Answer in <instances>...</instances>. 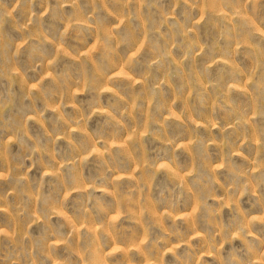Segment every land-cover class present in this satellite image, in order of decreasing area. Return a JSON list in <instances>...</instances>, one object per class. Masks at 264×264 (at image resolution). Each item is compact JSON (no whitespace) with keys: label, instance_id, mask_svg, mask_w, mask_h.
<instances>
[{"label":"rangeland","instance_id":"374dc122","mask_svg":"<svg viewBox=\"0 0 264 264\" xmlns=\"http://www.w3.org/2000/svg\"><path fill=\"white\" fill-rule=\"evenodd\" d=\"M0 264H264V0H0Z\"/></svg>","mask_w":264,"mask_h":264}]
</instances>
